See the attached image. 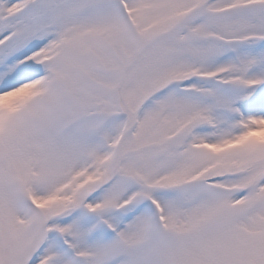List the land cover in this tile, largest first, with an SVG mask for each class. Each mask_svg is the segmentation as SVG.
I'll return each mask as SVG.
<instances>
[{
	"label": "snow or ice",
	"instance_id": "obj_1",
	"mask_svg": "<svg viewBox=\"0 0 264 264\" xmlns=\"http://www.w3.org/2000/svg\"><path fill=\"white\" fill-rule=\"evenodd\" d=\"M0 264H264V0H0Z\"/></svg>",
	"mask_w": 264,
	"mask_h": 264
}]
</instances>
